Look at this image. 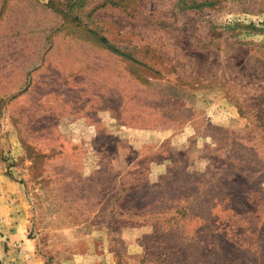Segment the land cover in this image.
<instances>
[{"label": "rangeland", "instance_id": "rangeland-1", "mask_svg": "<svg viewBox=\"0 0 264 264\" xmlns=\"http://www.w3.org/2000/svg\"><path fill=\"white\" fill-rule=\"evenodd\" d=\"M0 264H264V0H0Z\"/></svg>", "mask_w": 264, "mask_h": 264}]
</instances>
